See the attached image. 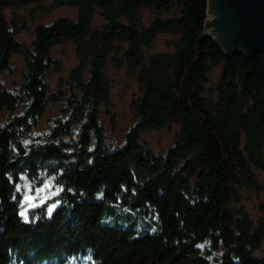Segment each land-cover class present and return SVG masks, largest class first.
Wrapping results in <instances>:
<instances>
[{"label": "trees", "instance_id": "1", "mask_svg": "<svg viewBox=\"0 0 264 264\" xmlns=\"http://www.w3.org/2000/svg\"><path fill=\"white\" fill-rule=\"evenodd\" d=\"M35 1L0 0V264H264V200L257 218L241 206L264 172L261 58L227 56L205 36L207 0H61L76 19L38 26L26 46L4 12ZM95 12L105 25L93 30ZM159 34L175 36L172 52H148ZM64 42L77 64L51 92L50 53ZM14 55L26 67L10 90L1 75ZM110 56L140 87L118 147L99 118ZM54 103L61 116L34 132ZM172 124L166 153L140 141ZM24 184L56 191L25 205L30 223Z\"/></svg>", "mask_w": 264, "mask_h": 264}, {"label": "rangeland", "instance_id": "2", "mask_svg": "<svg viewBox=\"0 0 264 264\" xmlns=\"http://www.w3.org/2000/svg\"><path fill=\"white\" fill-rule=\"evenodd\" d=\"M61 0H38L28 6H22L16 9H8L4 12L5 18L9 26L15 31V37L26 46H29L34 38L35 29L40 25H48L57 19L65 18L74 20L77 17V9L71 6H53ZM146 18L148 12H144ZM213 18L212 13H208L207 0V19ZM105 22L99 13H94L91 29H99ZM209 27L204 28L205 36L208 35L215 41L212 35H209ZM175 36L167 34L157 35L148 51L150 54L172 52L173 41ZM50 56L60 63V70H51L46 74L45 81L49 85L51 92H55L60 84H63L70 71L77 64L75 48L71 42H64L52 48ZM112 57L108 58V66L106 76L109 83V102L108 105H102L99 111V118L104 125L107 140L112 147H118L124 142L130 128L136 121L133 112V103L140 95V87L137 83L135 73L130 72L125 65L117 67L111 63ZM25 62L21 56H12L10 59V69L1 75V80L8 89L19 87L21 75L25 70ZM219 69L213 72L217 76ZM58 103H54L43 114L38 123L36 133L46 129L50 122L56 117L61 116L59 113ZM178 126L172 124L162 127L161 129L152 130L141 134L140 141L145 143L154 154H164L174 144ZM260 190H244L242 192L241 206L246 212L254 218L258 216V205L264 200V172L255 170ZM26 192L24 197L29 196L32 202L37 205V209L42 207L44 203H49L54 197L56 191L51 190V185L45 189L41 188V195L34 191L31 184H24ZM45 192H44V191ZM23 197V199H24ZM43 201V204L41 203ZM26 204L29 201H21V211L26 210ZM27 206V205H26ZM51 206L50 204L48 207ZM30 208V207H29Z\"/></svg>", "mask_w": 264, "mask_h": 264}, {"label": "water", "instance_id": "3", "mask_svg": "<svg viewBox=\"0 0 264 264\" xmlns=\"http://www.w3.org/2000/svg\"><path fill=\"white\" fill-rule=\"evenodd\" d=\"M208 13L213 18L205 27L227 56H259L264 63V0H208Z\"/></svg>", "mask_w": 264, "mask_h": 264}, {"label": "snow or ice", "instance_id": "4", "mask_svg": "<svg viewBox=\"0 0 264 264\" xmlns=\"http://www.w3.org/2000/svg\"><path fill=\"white\" fill-rule=\"evenodd\" d=\"M24 200L29 201V207H30V208H36V207H37V205H36L35 203L32 202V198H31V197H29V196H25V197H24ZM41 203L43 204V201H42ZM56 207H57V205H56V204H53V205H51V206H49V207L47 208V213H48L49 218H50L51 215L53 214V210H54ZM26 212H27V209L24 210V211L19 212L18 214H19L21 217H23L25 223H30L31 221L29 220V217L26 215Z\"/></svg>", "mask_w": 264, "mask_h": 264}]
</instances>
